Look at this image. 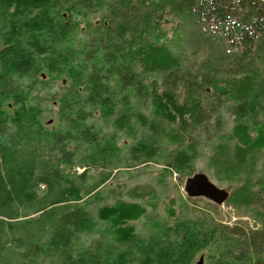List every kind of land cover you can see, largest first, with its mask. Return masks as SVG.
<instances>
[{
    "label": "trees",
    "instance_id": "16d2710c",
    "mask_svg": "<svg viewBox=\"0 0 264 264\" xmlns=\"http://www.w3.org/2000/svg\"><path fill=\"white\" fill-rule=\"evenodd\" d=\"M96 14L94 21L87 19ZM81 25V48H60ZM0 39V216L34 203L41 184L52 204L79 201L81 178L67 171L77 150L86 147L99 162L117 151L87 122L94 110L104 121L116 117L129 103L127 90L143 104L150 101L157 113L148 123L140 118L153 142L133 151L159 157L186 175L220 130L224 103L232 99L237 143L218 145L207 167L219 183H230L225 203L250 214L260 227L214 222L221 246L209 259L211 264H264V160L259 168L254 157L264 148V0H0ZM78 60L81 65L74 64ZM44 69L66 71L70 78L58 98L60 132H48L40 122L42 104L50 97L22 83ZM8 100L17 105L14 130L2 109ZM161 137L170 148L158 145ZM168 176L164 170L154 184L133 188L135 201L96 211L75 206L55 216L47 250L57 253L61 264H127L128 253L114 243L77 251L75 240L93 234L100 223L117 243L136 238L128 223L139 219L145 229L162 231L157 204L170 189ZM196 199L179 195L178 214H189ZM135 241L143 254L140 264H176L181 256L174 242Z\"/></svg>",
    "mask_w": 264,
    "mask_h": 264
},
{
    "label": "rangeland",
    "instance_id": "374dc122",
    "mask_svg": "<svg viewBox=\"0 0 264 264\" xmlns=\"http://www.w3.org/2000/svg\"><path fill=\"white\" fill-rule=\"evenodd\" d=\"M98 16V14L89 15L87 19L94 21ZM84 39L85 30L81 25L59 47L77 51L81 48ZM1 45L0 39V47ZM75 55L81 60L82 55L78 52ZM80 60L74 64L81 65ZM97 63L103 64L99 53ZM258 80L261 78L259 77ZM22 83L26 86L35 85L36 92L39 91L50 97L42 104L40 122L48 132L62 131L64 125L60 121L58 110L61 103L58 98L60 93L65 92V88L70 85L68 73L66 71L50 73L44 69L37 75L24 77ZM126 94L129 103L119 108L116 117L104 121L100 118L99 112L94 110L92 118L87 122L99 134L103 143H112L117 151L106 161L99 162L89 157L86 147H80L77 150L74 164L67 171L81 178V199L79 201L52 204L51 199L45 195L46 185L41 184L38 189V198L34 203L24 206L16 205L9 215L0 216V264H61L62 260L58 254L47 250L45 244L49 234V225L55 216L75 206H84L96 211L102 206L113 205L118 201H135L131 198L130 191L137 186L154 184L155 177L164 170L169 171L167 181L170 189L164 191L165 194H160L157 204L158 212L164 218V229L160 232L145 229L143 219L129 222L128 226L134 228L136 238L141 241L148 243L155 240L158 246H168L172 242L178 244L182 253L180 251L181 256L176 264H211L209 256L215 254L216 249L221 246L218 235L212 231L214 222L230 227L240 225L249 230L260 227L259 222L250 214L235 210L225 201L214 202L205 197H198L199 199L194 201L189 214H178V196L180 195L184 200L190 197L184 189L188 178L203 174L219 189L225 191L230 185L228 182L219 183L207 165L218 145L233 146L237 143L233 135V129L236 126L235 116L229 110V107L235 104L234 100L229 99L224 103L220 116L222 121L220 130L214 132L205 142L204 154L196 161L194 172L186 175L170 168L159 157V159L149 158L144 153L133 151L138 144L153 142L147 126L142 125L140 118L143 117L148 123L156 117L157 113L150 101L143 104L131 89L127 90ZM2 109L8 117L11 129L14 130L11 119L17 110V105L8 100L2 104ZM248 114L246 119L250 116ZM261 117L262 111L258 114V118ZM252 135L255 137L256 134L252 133ZM157 142L163 149L170 148L163 137ZM70 149H73V145ZM254 157L260 168L264 160V148L256 152ZM136 238L124 240L121 243L114 242V237L108 230L107 224L100 223L93 234L78 236L75 240V248L81 251L85 248H92L99 242L114 243L121 251L128 253L127 264H140L143 254L139 251Z\"/></svg>",
    "mask_w": 264,
    "mask_h": 264
},
{
    "label": "water",
    "instance_id": "95a60500",
    "mask_svg": "<svg viewBox=\"0 0 264 264\" xmlns=\"http://www.w3.org/2000/svg\"><path fill=\"white\" fill-rule=\"evenodd\" d=\"M184 189L190 197H205L214 202L225 201L228 196L225 190L219 189L207 176L203 174L188 178Z\"/></svg>",
    "mask_w": 264,
    "mask_h": 264
},
{
    "label": "built area",
    "instance_id": "2783aa9c",
    "mask_svg": "<svg viewBox=\"0 0 264 264\" xmlns=\"http://www.w3.org/2000/svg\"><path fill=\"white\" fill-rule=\"evenodd\" d=\"M78 170H79V171H81V169H80V168H78Z\"/></svg>",
    "mask_w": 264,
    "mask_h": 264
}]
</instances>
